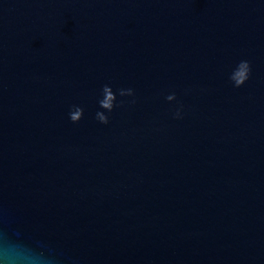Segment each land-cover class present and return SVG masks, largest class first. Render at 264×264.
I'll return each mask as SVG.
<instances>
[{
  "label": "water",
  "instance_id": "1",
  "mask_svg": "<svg viewBox=\"0 0 264 264\" xmlns=\"http://www.w3.org/2000/svg\"><path fill=\"white\" fill-rule=\"evenodd\" d=\"M5 233L59 264H264V0H0Z\"/></svg>",
  "mask_w": 264,
  "mask_h": 264
},
{
  "label": "clouds",
  "instance_id": "2",
  "mask_svg": "<svg viewBox=\"0 0 264 264\" xmlns=\"http://www.w3.org/2000/svg\"><path fill=\"white\" fill-rule=\"evenodd\" d=\"M250 64L248 61H242L238 69L234 72L231 79L235 82L234 86H241L246 80L250 78ZM105 93V97L100 101L101 107L112 111L114 107L117 105L114 104L116 100V94L113 93L110 87L105 86L103 89ZM120 95H134V90L131 88L128 89H120ZM168 100L174 99V94L167 96ZM124 101H120L122 105ZM130 103H135L133 99ZM83 109L78 108L76 111L70 113V119L73 122H77L82 118ZM181 112L179 109L174 113V118H180ZM97 118L102 123H108V117L103 113L98 112ZM0 259L4 261V264H59V256L54 249H40L39 251L14 244L10 241L9 235L7 233L3 234V251L0 253Z\"/></svg>",
  "mask_w": 264,
  "mask_h": 264
}]
</instances>
